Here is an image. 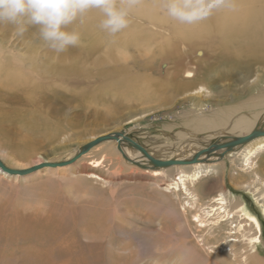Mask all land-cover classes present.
I'll list each match as a JSON object with an SVG mask.
<instances>
[{"label":"bare ground","instance_id":"1","mask_svg":"<svg viewBox=\"0 0 264 264\" xmlns=\"http://www.w3.org/2000/svg\"><path fill=\"white\" fill-rule=\"evenodd\" d=\"M164 3L165 9L155 21ZM181 3L131 0L126 9L136 5L138 12L147 14L148 21L164 31L165 23L176 16L182 22L180 28L190 31L194 22ZM208 4L199 12L204 38L220 52V61L201 62L199 71L195 65L182 66L175 74L169 66L167 77L156 78L157 82L173 83L176 77L175 86L185 93L182 100L187 105L175 139L161 137L162 144H153L154 136L150 138L152 144L146 140L149 148L144 147L131 137V132L141 126L134 117L128 121L133 123L132 128L102 136L93 146L79 140L62 145L57 152H63V156L34 158L32 152L20 156L10 152L13 146H0L2 161L10 164L11 159L29 160L26 168L45 160L48 164L73 161L69 167L46 165L26 174L18 170L24 168L10 167L12 164L7 166L0 160L8 169L0 167V264H264V239L257 214L230 191L221 188L203 201L198 189L206 176L221 170L223 163L219 160L227 151L232 156L234 183L250 190L264 215V177L257 170L264 154V94H258L264 86L263 79L259 87L264 73L262 78L258 72L252 78L249 74L238 77L248 93L242 96L229 91L224 93L227 98L214 95L219 99L213 102L211 93L217 88L207 86L212 71L220 66L234 74L237 66L250 62L252 56L264 59V0ZM8 21L12 18L0 19V82L32 89L21 64L26 62L23 36L9 34L13 23L8 26ZM147 56L156 62L168 60L172 68L185 58L181 52L178 57L174 50L161 46ZM129 58L134 59V54ZM30 67V75L39 72L35 63ZM142 75L137 82H123L125 95L144 94L151 78ZM220 89L224 91L222 86ZM240 101L247 112L236 109ZM175 119L168 128L176 125ZM252 132L259 135L236 142ZM123 173L129 179L125 180ZM26 191L36 192L27 196L34 201L31 206L20 197ZM138 247L142 253L155 254L162 260L152 263L148 256L138 258Z\"/></svg>","mask_w":264,"mask_h":264},{"label":"rangeland","instance_id":"2","mask_svg":"<svg viewBox=\"0 0 264 264\" xmlns=\"http://www.w3.org/2000/svg\"><path fill=\"white\" fill-rule=\"evenodd\" d=\"M130 1L0 0V19L3 21V17L12 18V21H8V26L13 23V29L9 34L15 32L17 37L18 34L23 36L26 62L21 64L28 77L27 83H31L29 85L32 87V89L18 85L16 87L0 82V146L9 149L13 146L10 152L12 154L14 152L15 155L21 154L20 156L27 153L28 156L30 152L36 154L34 158H50L59 153L63 156V152H57L61 151L62 145L79 140V143L85 145L92 142L93 146L102 136L106 137L112 132L122 133L132 128L133 123L128 121L134 117H138L141 126L140 130L131 132V137H136L138 143L144 147L149 148L146 140L149 139V144H152L150 138L154 136L159 138L156 137L153 144L160 143L161 137L162 139L168 137L170 140L176 138L175 132L181 130V113L187 105V102L182 100L185 93L175 86L176 77H173V83L157 82L156 78L158 76L162 78L164 74L167 77L165 71H169V66L170 71L173 70L175 74L182 66L195 65L199 71L198 64L201 62L205 64L211 61L214 64L220 61L218 56L220 52L216 51L215 45L208 38H204L203 23L199 14L205 5L219 0H174L176 3L181 1L186 13L193 19L194 26L190 31L180 28L182 22L176 16L173 19L176 28L173 21L168 20L165 23V31L160 30L158 25L148 21L147 14L137 11L136 5L126 9ZM137 1H144L147 4L155 0ZM30 6L34 8L30 9ZM164 9L165 3L163 9H159L154 16L155 21L159 19L158 16H161ZM1 31L0 29V33ZM137 37H140L139 41ZM156 46L174 50L178 57L181 52L185 58L178 65H173V68L168 60L152 61L147 52ZM130 53L134 54L132 60L129 58ZM238 58L236 61L240 62L242 58L240 60ZM251 59L248 63L238 65V70L234 74L226 73V70L222 69L224 66H220V70L214 69L207 86L217 90L211 94L226 98L224 93H230L229 91L239 96L248 94L244 89L245 83L238 77L241 74H249L252 78V75L258 72L262 78L264 73V59L260 60L257 56H252ZM31 63H35L37 66L35 70L39 71L35 75L28 73ZM44 63L51 65H43ZM144 64L151 68H144ZM53 67L57 68L56 71ZM142 74L151 78L144 88L146 89L144 94L125 95L123 82L126 80H129L128 83L130 80L137 82ZM38 77L42 79H37ZM263 79L264 76L260 80V88ZM221 86L223 89L229 88L222 92ZM258 94H264V86ZM216 96L212 98L213 102L219 99ZM239 103L241 106L236 109H239L240 113L247 112L243 101ZM176 114L179 115L174 117ZM174 118L176 125L168 128L167 124ZM144 132L147 137L139 135ZM25 143L30 147L23 146ZM15 144H18V147ZM230 155L227 151L222 154L219 160L223 163L221 170L214 175L206 176V180L203 179L198 189L203 201L221 188L230 191L232 196L239 198L251 213L257 214L256 216L260 218L264 239V215L253 200L250 190L234 183ZM3 161L7 166L12 164L10 167L24 168L18 170L26 174L46 165L69 167L68 164L73 162L71 160L48 164L45 160L44 163L26 168L29 166V160L21 159L20 162L11 159L10 164L4 159ZM257 170L259 173L263 172L260 174L264 177V154L259 158ZM127 176L126 173L122 174L125 180L129 179ZM242 177L247 178V175ZM35 193L34 191L21 193L20 197L27 199L26 206L34 204L27 196ZM135 250L140 253L138 258L148 256L152 263L162 260L155 254L142 253L141 247Z\"/></svg>","mask_w":264,"mask_h":264},{"label":"water","instance_id":"3","mask_svg":"<svg viewBox=\"0 0 264 264\" xmlns=\"http://www.w3.org/2000/svg\"><path fill=\"white\" fill-rule=\"evenodd\" d=\"M257 135H259V133L258 132H252V133H250L249 135H246V136H243V137H239L237 140H236V142L238 143V142H242V141H245V140H248V139H250V138H252V137H254V136H257ZM157 162H161V161H157ZM0 167L2 168V169H6V170H8L1 162H0Z\"/></svg>","mask_w":264,"mask_h":264}]
</instances>
